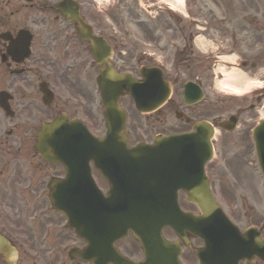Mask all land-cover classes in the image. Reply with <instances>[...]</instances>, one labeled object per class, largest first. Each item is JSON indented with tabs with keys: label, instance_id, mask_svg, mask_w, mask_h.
Instances as JSON below:
<instances>
[{
	"label": "flooded vegetation",
	"instance_id": "flooded-vegetation-1",
	"mask_svg": "<svg viewBox=\"0 0 264 264\" xmlns=\"http://www.w3.org/2000/svg\"><path fill=\"white\" fill-rule=\"evenodd\" d=\"M58 1L0 0V93L12 94L10 104L17 107V127L0 128V235L18 249L16 264L17 259L18 264H38V259L43 260L40 264H88L70 255L71 250L84 245L69 233L62 215L49 202L52 190L48 183L63 179L65 170L60 165L45 164L34 152L40 124L55 117L79 121L96 136L102 131V106L95 84L100 67L88 54L87 43L78 39L73 24L55 13ZM81 1V18L96 37L111 47V66L120 73H131L133 55L124 47V52L119 53L122 42L112 31V19L107 25ZM176 67V73L167 70L165 77L175 87L173 96L161 109L145 117L147 127L156 131L157 123L156 135H174L187 132L199 121L217 127L225 125L228 118L222 120V114L214 116L208 71L198 73L195 64L185 60ZM187 82L196 83L202 91V98L195 105L184 104L182 88ZM128 101L123 98L121 105L127 108ZM255 110L254 105L247 111L238 109L241 128L221 132L215 138L213 159L205 165L212 192L228 199L230 195L233 200L242 199L243 191L239 189L252 179L245 169H251L256 162L250 136ZM33 111L38 125L26 127L24 122L31 125ZM171 115L175 122L169 119ZM132 133L134 129L128 124L126 134L130 138ZM178 197L182 199L184 195L179 193ZM129 239L117 243L126 255L135 247L127 242ZM182 251V257L187 258L191 248L182 246ZM1 259L0 264H4Z\"/></svg>",
	"mask_w": 264,
	"mask_h": 264
},
{
	"label": "rangeland",
	"instance_id": "rangeland-1",
	"mask_svg": "<svg viewBox=\"0 0 264 264\" xmlns=\"http://www.w3.org/2000/svg\"><path fill=\"white\" fill-rule=\"evenodd\" d=\"M123 1V0H121ZM134 2V0H132ZM138 1V0H137ZM150 2H156V0H149ZM161 1V0H159ZM84 4L86 5V8L88 6L94 5L98 10L101 11V14H103V8L99 6L98 4H94L92 0H82ZM144 1L139 0V3L137 4V8H134V13L138 11V9L144 11L148 10L146 9L150 4L143 3ZM125 3V2H124ZM127 3V1H126ZM136 3V2H135ZM120 2H115L114 7L117 5L119 6ZM129 4V3H127ZM184 13H177L181 15L185 21L189 22H182L179 23L184 27L187 34L190 32L191 34H202L205 36L207 43L214 45V48L218 46L220 49L219 51L223 53H228L229 55H234V57L238 56L241 60L246 59L247 63H251L254 61V58H256L254 55L258 56V58L264 56V20H259V16H264V0H184ZM133 7V3H132ZM131 9V8H128ZM94 10V8H93ZM131 12V11H129ZM128 12V16L125 17V22L131 23L134 21L135 16ZM127 14V13H126ZM168 16L169 14H165ZM253 17H257L256 20L258 22H252L248 21L253 19ZM174 24L167 25L166 27H163L162 24H160L158 29L156 31L164 30L165 33L168 30H171V26ZM119 31L123 32L124 28L128 30L130 34V38L125 43V49L130 50L132 53H139L140 51H145L146 46L144 42H148L149 40V34L147 32V28L142 26L141 24H138L136 27H128L127 24H120L118 23ZM175 26V25H174ZM201 27V29H198ZM183 28V29H184ZM156 29V28H155ZM168 29V30H167ZM172 32V33H171ZM170 33L173 34V36H176V33L174 34L173 31ZM169 38L168 34H166ZM185 34H183L184 36ZM179 37V36H177ZM176 37V38H177ZM161 40V37H160ZM132 41V42H131ZM155 47L152 46V48ZM162 48V46H160ZM165 47V46H164ZM133 48V50H132ZM227 54V55H228ZM237 54V55H236ZM167 59V58H166ZM206 64H208V67L211 69L212 65L214 64L213 60L210 58L208 60H205ZM234 62V63H233ZM203 64V65H206ZM230 67H233L236 71L239 72V62L236 61V58L234 61H232V64H228ZM248 68V67H247ZM172 72L175 70L171 69ZM231 70V69H229ZM246 72H248V75L251 79H259L264 78V64H262L260 67H258L256 70H249L245 69ZM200 71V70H199ZM134 74L137 75V71H134ZM259 77V78H258ZM259 79V81H256L257 87L255 89H258L259 87L263 86L264 79ZM220 79V78H219ZM262 80V81H261ZM216 88V86H215ZM254 89V90H255ZM215 95L222 97L224 96V93L220 92L217 88L214 90ZM235 102L230 103L229 106L235 105ZM16 110V119L14 120H6L3 119L0 116V128H3V123L6 127H10L13 124L15 127H17V107L15 106ZM128 115H129V125L131 128L134 129V134L132 133V142H136L139 138L140 141L146 142L149 138V135L146 133V130L144 129L145 121L142 116H139L135 113L132 107H128ZM33 120H31V125H28L26 122V127H30L32 125L37 126L38 121H36L37 115L33 111L30 113ZM264 115V114H263ZM262 113L259 112L257 117H263ZM44 120V119H42ZM135 128H137V134L135 135ZM143 128V129H142ZM245 171H248L250 173V176L252 177L251 182L248 184H242L239 191L245 192L244 200H241L239 204L237 205L236 201L232 199V195H230V198H226L221 195V198L219 197L217 200L219 204L222 206V208L225 210L227 215H230L232 219H234L237 223L239 222V225L241 227H244L246 224H248L250 221L252 222V212L256 213V219L255 221L263 220L264 219V189L263 186L260 185V180L258 179V172L254 168L248 169L246 168ZM255 171V172H254ZM255 173V176H254ZM260 185V188H259ZM219 193L221 191L219 190ZM220 195V194H219ZM251 218V219H250ZM129 255L133 257H139V249L136 247L129 250ZM188 258H192L191 255L188 256ZM192 260V259H191ZM37 261H40L38 264H40L43 260L38 259Z\"/></svg>",
	"mask_w": 264,
	"mask_h": 264
},
{
	"label": "water",
	"instance_id": "water-1",
	"mask_svg": "<svg viewBox=\"0 0 264 264\" xmlns=\"http://www.w3.org/2000/svg\"><path fill=\"white\" fill-rule=\"evenodd\" d=\"M74 7L73 3L71 0H63V3L59 6V10L63 13V15L68 18V20H75L77 23L80 24L83 32H84V27L83 24L77 20V11L76 7L74 8V11L71 10V8ZM88 37V36H87ZM93 52V50L91 49ZM119 81V79H117ZM110 90V85L104 87V91ZM135 90V91H134ZM134 96L137 98V100H141L143 93H142V86L136 85V88L134 89ZM106 93V92H105ZM133 93V92H132ZM135 98V102H137ZM119 110L116 108L114 103L112 102V105L108 110H106L105 118L107 119V123L109 128H112L113 123L116 122L117 126L120 127L121 129L123 128V115L120 113L117 114ZM60 125V123L55 122L53 126L50 128H54L56 126ZM108 128V129H109ZM120 129V130H121ZM261 131L264 130V128H260ZM261 133V132H260ZM111 142L118 144L116 141V134L114 133V130H112L107 138V141L105 143L111 144ZM183 142L191 144L194 147H198L199 145L203 144L205 146V151H207L210 154V148H209V143L207 142L206 138H198L196 140L188 142L186 139H183ZM161 146L164 144H160ZM256 149H257V156L261 162V168L264 174V132L260 134L259 139L256 140ZM126 150V149H124ZM139 153L134 154V155H128V158L125 157H118L117 162L118 166H129L130 168L132 167L133 170L138 171L140 174L144 172V162L147 159V156L145 155V150L139 149ZM119 154H123L124 151L119 150ZM204 159L201 161V164L198 166H189L190 168H193L194 170H198L199 173L202 175V166L203 163L205 162ZM132 171V169H131ZM133 178L136 179V184L139 187V191H142V185L144 184L142 182V176H139L133 172ZM112 184L119 185L117 182H112ZM195 189V188H194ZM115 192H118V189L115 187L114 188ZM189 201L194 203L198 209L201 212V216H188V219L193 223H195V229L193 233L201 236L207 241V244L209 246L208 250H210L211 253L214 254V251L218 249H225V248H230L228 254L229 257H232L235 261L238 259L242 258H247L250 259L252 257H256L264 262V244L260 240V237L258 233L254 232H249L246 234V237H241L236 230L231 227L230 225H227L224 223L222 217L220 216V211L218 210L217 206L211 199V196L208 194H205L201 190H191L189 193ZM116 197L114 196L113 198L110 199L109 202L115 203ZM119 200V198H118ZM151 207V206H150ZM142 215L144 216L143 219H141ZM137 219L141 220V224L144 226L148 227L149 224L152 223V215L151 214H143L141 211L138 212L137 214ZM137 225V224H135ZM78 234V232H77ZM137 237L140 240L141 243H143V248L145 255L148 256H157L159 254H153L148 250L145 246L148 245V242H150V238L146 237L142 232L137 233ZM160 239V238H159ZM151 245V243H150ZM172 248V247H171ZM214 249V251L212 250ZM158 249V248H157ZM172 249L168 250H160L164 256H170L172 255L174 258H176V254L172 253ZM158 252V250H157ZM169 254H168V253ZM166 253V254H165ZM172 253V254H170ZM165 264H179L177 259H166Z\"/></svg>",
	"mask_w": 264,
	"mask_h": 264
},
{
	"label": "bare ground",
	"instance_id": "bare-ground-1",
	"mask_svg": "<svg viewBox=\"0 0 264 264\" xmlns=\"http://www.w3.org/2000/svg\"><path fill=\"white\" fill-rule=\"evenodd\" d=\"M107 1V0H104ZM175 8H182V0H166ZM227 62H232V59H226ZM222 76L221 80L218 82V89L222 92L240 96L249 90L256 87V82L253 80H248L243 77L240 73L236 71L227 72L224 69L219 68L217 70Z\"/></svg>",
	"mask_w": 264,
	"mask_h": 264
}]
</instances>
